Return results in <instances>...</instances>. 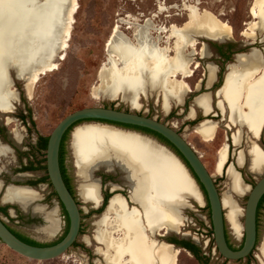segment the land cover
I'll return each instance as SVG.
<instances>
[{
  "label": "bare ground",
  "instance_id": "obj_1",
  "mask_svg": "<svg viewBox=\"0 0 264 264\" xmlns=\"http://www.w3.org/2000/svg\"><path fill=\"white\" fill-rule=\"evenodd\" d=\"M68 1L69 5L64 9ZM253 6V15L260 18L264 28V0H255ZM77 11V0H0V113H12L17 102L10 87V69L24 80L29 97L40 77L57 69L51 59L57 48L62 51L68 48ZM191 34L222 41L232 38L233 29L207 10L195 15L189 13L182 27L171 26L173 56L167 54L168 49L158 46L151 50L143 34L136 37L138 46L134 49L116 29L112 30L105 51L110 58H117L121 66L116 67L110 60L108 68L99 70V84L92 88V97L110 101L120 99L132 110H138L141 99L152 95L161 98L162 111L167 115L172 106L182 105L184 95L191 91L185 82L176 80L178 76L191 78L195 70L184 54L187 48L193 49L196 45ZM243 34L249 35L245 31ZM205 52L203 47L201 55ZM214 76L215 67L209 65L207 87L211 86ZM218 94L227 102L230 122L247 126L258 138L264 122V54L252 49L248 54L237 55L236 62L228 67L225 83ZM221 102L219 106L223 111ZM194 103L205 114L209 112V94L198 95ZM193 115L191 110L188 116ZM215 128V123L205 119L195 132L208 140L213 138ZM240 137L238 130L233 135L235 144L240 142ZM224 149L218 153V172L224 166ZM6 150V147L0 148V152ZM70 151L75 175L80 181L77 192L84 203L94 208L101 204L97 178H91L94 169L110 170L117 166L126 172L130 181V200L135 207L127 208L122 196L115 193L94 223L93 240L98 245L95 253L102 258L103 264H177L180 251L169 243L157 241L153 234L161 230L181 233L185 226L181 210L190 208L188 200L199 205L203 203L198 186L181 161L139 134L95 123L80 124L73 129ZM246 159L251 172L260 174L263 171L264 152L256 142L250 141L245 151L239 150L234 155L235 165L239 168L244 166ZM225 169L227 183L226 190L220 195L221 205L232 232L240 237L238 218L242 211L233 196H244L250 188L242 183L231 164ZM3 200L18 204L32 216H41L46 226L39 230L44 235H52L58 230L57 210L46 211L45 207L36 205L40 196L32 188L7 186ZM183 235L188 236V232ZM84 240L90 245L89 238ZM258 251L261 264H264V235Z\"/></svg>",
  "mask_w": 264,
  "mask_h": 264
},
{
  "label": "rangeland",
  "instance_id": "obj_2",
  "mask_svg": "<svg viewBox=\"0 0 264 264\" xmlns=\"http://www.w3.org/2000/svg\"><path fill=\"white\" fill-rule=\"evenodd\" d=\"M41 1L44 2L45 0ZM254 1L77 0L78 11L74 16L71 36L67 43L68 48L63 51L60 48L56 49L51 60L55 63L57 69L40 77L33 88L31 97L28 96L25 90L24 80L16 77L14 69L9 70L10 87L14 91L17 102L14 104L15 109L12 113H0V148H7L5 152H0V183L2 185L0 189V208L6 207V215L0 212V217L5 224L15 234L38 244H54L61 237L67 226L66 216L63 217L64 213L58 199L53 195L52 187L47 181H38L32 185L33 182L46 175L45 171H23L22 168L26 166L28 160L39 162L45 158V153L38 152L35 148V143L39 137L48 138L53 128L62 118L85 107H112L123 111L131 110L140 115L155 118L157 121L173 128L201 157L207 171L213 175L217 190L221 195L226 190L227 180L225 177L226 169L220 175L215 173L217 151L224 142V138L230 137L235 130L225 128L226 122L222 120L215 106L214 92L217 88H214V86L219 83V79L220 83L222 82L229 65L235 63L237 55L248 54L252 49L264 54V28L260 18L253 15ZM68 5L69 1L65 4L64 9ZM201 10H207L219 20L228 23L233 29V34L231 39L222 41L208 40L200 34L190 35L196 41V45L193 49L187 48L184 54L191 62V68L198 67V69H195L196 71L193 69L195 73L193 72L194 76L192 78L176 77V80L185 82L192 90L184 95L182 105L172 106L170 112L165 115L161 108V98L152 95L149 98L141 99V108L138 110H132L126 102L120 99L110 101L102 97L97 99L92 97V88L99 84V70L102 67L108 68L110 60L116 63V67L121 66L117 58H110L105 51V43L109 39L112 30L116 29L123 40H127L128 42H126L134 49L138 46L136 37L138 34H143L151 50H155L158 46L168 49L170 52L167 54L173 56L174 40L171 35V26L182 27L187 21L189 13L195 15ZM62 22H65L64 14L62 15ZM244 31L249 35L245 36ZM135 32H137L136 35ZM204 46H207L209 52L201 55V49ZM220 53L229 58L227 60L223 59ZM209 63L216 66L217 72L216 81L207 90L205 89L204 75ZM199 81V90H195V85ZM209 90H211L213 97L212 109L216 115H211L208 119L218 122L219 128L215 140L212 143H205L194 133V128L204 117L201 111L194 106L193 100L196 96ZM191 107L196 112V118L193 121L186 118ZM240 129L242 130V136L237 149L233 147L231 140L226 142L230 150L229 163L241 173L246 184L253 186L256 180L247 172L246 165L239 168L234 161V153L238 150H244L247 146L246 130L244 128ZM71 132L66 137L63 164L66 174L70 178L72 191L81 215L80 231L76 245L58 258L37 261L13 252L0 242V264H103L102 258L95 253V248L98 245L93 240V234L96 228L94 223L102 216L104 208L100 213H97L101 206L94 208L91 204L84 203L77 195V186L80 181L75 176L69 146ZM257 143L264 150V134ZM168 149L170 148L168 147ZM99 171L100 169L93 173V178L100 177ZM10 185L32 188L40 196V200L36 202V205L45 207L46 211L57 210L60 221L58 230L52 235H44L39 230L46 226V222L44 220L42 222L43 218L41 216L34 215L31 218V213L25 212L27 214H23L24 211L18 204L5 202L3 194L6 187ZM247 194L240 197L233 196L234 201L242 211V215L238 218L241 226L240 237L236 236L232 232L229 223L225 222L228 243L235 249L242 243L243 211ZM1 199L7 204L1 203ZM202 199L203 203L201 205L188 200L190 208L181 210V214L185 218V226L182 228L181 233L169 231L170 233L168 232L166 236L173 238V241L185 240L192 242L197 246L199 255L203 258L200 263H197L189 252L175 245L176 249L180 251L177 264H261L262 259L258 248L264 235V204L259 215L258 241L252 255L246 262L245 259L227 261L215 250L210 232L209 210L206 208L203 195ZM133 206L135 207V205ZM9 209L15 211V217H13L14 215L9 216ZM223 213L225 214L226 211L223 210ZM184 232H188V236H184ZM159 233L162 235L163 231ZM85 237L89 238L90 245L86 244ZM157 241L169 244L173 242L167 240L166 237H159Z\"/></svg>",
  "mask_w": 264,
  "mask_h": 264
},
{
  "label": "water",
  "instance_id": "obj_3",
  "mask_svg": "<svg viewBox=\"0 0 264 264\" xmlns=\"http://www.w3.org/2000/svg\"><path fill=\"white\" fill-rule=\"evenodd\" d=\"M205 39L211 40L206 37ZM222 84H223V80L221 85ZM220 87H218L215 90L214 94L216 93L217 90L220 89ZM208 93H211V90H209ZM86 123H95V124L111 126L120 130L139 134L140 136L153 141L156 145H160L165 149H167L168 151H170L172 154H174L170 149H168L167 146L161 144L156 139L149 137L147 134L134 130L124 129L122 127L116 126V124L146 129L164 138L171 146H173V148L184 159V161L187 163L188 167L190 168V170L192 171V173L194 174L198 183L201 185L204 191L205 196L201 191L200 192L204 196L208 204L212 237L215 245V250L217 251V253L224 260L239 261L247 258L253 252V250L256 248V240H257L256 210L260 199L264 195V171L262 174L257 175L249 172L248 169L246 168L247 172L253 176V179L256 180L254 185L251 186L244 182L241 173L238 172L235 169V167L232 165L234 170L238 172L242 183L246 186H249L250 188L247 194L245 207L243 211L242 244L238 249H232L229 246L225 236L226 220L221 205V197L217 190L215 180L213 179V175L209 174L203 162L201 161V157L197 154V152L193 149V147L173 128L169 127L164 123L157 121L155 118L143 116L136 112H132L131 110L123 111L108 107H85L76 110L66 115L64 118H62L48 136L46 150H45L46 174L49 183L57 196L59 203L62 205L67 215L68 230L65 236L59 242L52 245H45V246L30 245L23 242L18 237H16L7 228L4 220L0 217V242L2 244H4L13 252L25 258L37 260V261H46L62 256L66 251H68L72 247L73 243L77 240L80 230V223H81L80 209L79 206L77 205V200L69 192L68 188L66 187L62 179V175L59 167V148H60L61 139L64 133L69 128H72L71 130H73L76 126ZM176 157L179 159L178 156ZM181 163L184 165L182 161ZM115 168L119 169L116 166H112V169L110 170L113 171ZM185 168L189 172L186 166ZM99 169H94L91 171V178L94 177L93 173L98 171ZM256 177H258V179H256ZM96 180L98 181L100 188L101 183L99 178H97ZM99 196L101 198V204H100L101 206L103 203V197L100 193V189H99ZM108 201L109 198L107 200V203ZM1 203L7 204L3 202L2 199H1ZM106 206L107 204L105 205L104 210ZM8 213L9 216L11 217L12 215L15 216V211L12 209H9ZM23 214H27V213L23 212ZM30 217L33 218L31 214ZM170 245L176 248L174 244L171 243Z\"/></svg>",
  "mask_w": 264,
  "mask_h": 264
},
{
  "label": "trees",
  "instance_id": "obj_4",
  "mask_svg": "<svg viewBox=\"0 0 264 264\" xmlns=\"http://www.w3.org/2000/svg\"><path fill=\"white\" fill-rule=\"evenodd\" d=\"M221 54V57L225 60H227L229 57L228 56H224L223 53H220ZM220 76V75H219ZM218 76V77H219ZM222 83V82H221ZM220 79H219V83L217 85L214 86V88H218L220 87ZM22 120V119H21ZM141 129V128H139ZM143 131H146V132H149L155 136L158 137L159 141L161 143H163L164 145H166L167 147H169L171 149V151L179 157V159L184 163V165L188 168L191 176L194 178V180L196 181L197 185L199 186L200 190L202 191L203 195L205 196L204 194V191L201 187V185L198 183L196 177L194 176V174L192 173V171L190 170V168L188 167L187 163L184 161V159L180 156V154L173 148V146H171L164 138H162L161 136L151 132V131H148L146 129H142ZM47 139L48 138H43V137H39L35 143V148L38 152H44L45 153V150H46V144H47ZM63 152H60V149H59V167H60V171H61V175H62V179L66 185V187L68 188L69 192L73 195V191H72V188L70 186V178L67 176L66 174V171H65V167H64V164H63ZM23 171H35V170H44L45 173H46V167H45V158L42 160V161H39V162H34V161H31V160H28L26 166H23L22 168ZM45 182L47 181L49 183V180H48V177H47V174L41 178L40 180H37L35 182L32 183V185H34L35 183L37 182ZM50 184V183H49ZM51 186V185H50ZM53 195L57 198L55 192L53 191ZM205 202H206V208L209 210L208 208V204H207V201L205 199ZM264 204V195L262 196V198L260 199L259 203H258V206H257V210H256V229H257V240H256V244H257V241H258V227H259V215H260V211L262 209V206ZM106 205V198L103 200V204L101 205V207L97 210V213H100L104 206ZM61 206V209L63 210V213L64 215L66 216L65 214V211L62 207V205L60 204ZM0 212H3L5 215H6V207L4 208H0ZM209 216V215H208ZM66 221L68 223V219L66 217ZM209 223H210V216H209ZM13 233V231H11ZM210 232L212 234V230H211V224H210ZM16 237H18L20 240H22L23 242L27 243V244H30V245H35V246H45L43 244H38L32 240H29V239H26L22 236H19L15 233H13ZM225 236H226V240H227V234H226V230H225ZM228 242V240H227ZM172 244L176 245V246H179V248L181 249H184L186 250L187 252H189L192 257L194 258V260L197 262V263H200L201 259L203 257H201L199 255V250L197 248V246L195 244H193L192 242H189V241H185V240H181V241H174L172 242ZM229 244V243H228ZM51 245V244H49ZM76 245V241L73 243L72 247H74ZM241 245V244H240ZM230 246V245H229ZM231 247V246H230ZM232 249H235L233 247H231Z\"/></svg>",
  "mask_w": 264,
  "mask_h": 264
},
{
  "label": "crops",
  "instance_id": "obj_5",
  "mask_svg": "<svg viewBox=\"0 0 264 264\" xmlns=\"http://www.w3.org/2000/svg\"><path fill=\"white\" fill-rule=\"evenodd\" d=\"M217 41V40H216ZM205 47V51L206 52H209V50L207 49V46H204ZM235 62H236V60H235ZM209 65H212V66H214L215 67V76H214V81L212 82V84H211V86L214 84V82L216 81V72H217V68H216V66L214 65V64H212V63H209L208 64V66ZM208 66H207V70H206V72H205V75H204V82H205V88H207V90H208V88H210V87H207V73H208ZM196 70L198 69V67L197 68H195ZM195 70V71H196ZM195 71H194V73H195ZM227 72H228V70H227ZM194 73H193V76H194ZM192 76V77H193ZM191 77V78H192ZM225 77H226V73H225V75H224V78H223V84L221 85V87H220V89L222 88V86L224 85V83H225ZM201 81V80H200ZM200 81L195 85V90H197V87H198V90H199V84H200ZM219 89V90H220ZM219 90H217L216 91V93H215V98H216V108H217V110L219 111V114H220V116L222 117V120H224L225 122H226V125H225V128L226 129H229V130H231V129H234L235 131H233L232 132V134H231V136L230 137H225L224 138V142L222 143V145L219 147V149H218V151H217V161H216V164H215V173L217 174V175H220V174H222V172H223V170L225 169V168H227L228 167V165L230 164L229 163V156H230V150H229V146L227 145V140H231V143H232V145H233V147H235L236 149L239 147V145H240V142L238 143V144H235L234 143V140H233V135L234 134H236L237 133V131L238 130H240V132H241V136H242V130L240 129V128H244L245 130H246V142H247V146H246V148L244 149V151L247 149V147H248V144L250 143V141H254V142H258L261 138H262V135L264 134V122H263V125L261 126V128H260V131H259V136H258V138H255L253 135H252V133L250 132V130L247 128V126H245V125H243V124H232L231 122H230V120H229V108H228V105H227V102L226 101H224V100H222V98H220V96H219V94H218V91ZM192 91V90H191ZM190 91V92H191ZM189 92V93H190ZM204 93H207V94H209V98H210V110H209V112L207 113V114H205L204 112H203V110L202 109H200L195 103H194V100H195V98L197 97H195L194 98V100H193V104H194V106L195 107H197L200 111H201V113H202V115H203V117H204V119L203 120H205V119H208L209 118V116H211V115H216L214 112H213V109H212V103H213V97H212V94L211 93H208V92H204ZM222 101L221 102V105H222V108H223V111H222V109H221V107L219 106V101ZM243 101V99H241V102ZM193 111L194 112V115L192 116V117H189L188 115H189V113H190V111ZM244 110V109H243ZM188 120H191V121H193V120H195V118H196V112H195V110H194V108L193 107H191L190 109H189V111H188V113H187V117H186ZM202 120V121H203ZM209 120V119H208ZM202 121H200L198 124H197V126L202 122ZM211 121V120H210ZM212 123H215L216 124V128H215V131H214V136H213V138H211V139H208V140H204L201 136H199L196 132H195V128L197 127H195L194 128V133L197 135V136H199L200 137V139L203 141V142H205V143H212L214 140H215V138H216V135H217V132H218V128H219V123L218 122H215V121H211ZM209 141V142H208ZM240 141H241V137H240ZM258 144V143H257ZM259 145V144H258ZM224 146V147H223ZM259 147H260V149H262V151L264 152V150H263V148L259 145ZM225 148V149H224ZM221 149H224V151H225V153H226V156H225V161H224V166H222V168H221V170H220V172H218V163H219V150H221ZM239 151V150H238ZM238 151L237 152H235L234 153V155L235 154H237L238 153ZM226 164H228V165H226ZM246 164V168L248 169V171L249 172H251L250 170H249V163H248V160L246 159L245 160V163H244V165ZM226 165V166H225ZM263 171H264V169H263ZM263 171L260 173V174H262L263 173ZM251 173H253V172H251ZM254 174V173H253ZM257 175H259V174H257Z\"/></svg>",
  "mask_w": 264,
  "mask_h": 264
},
{
  "label": "flooded vegetation",
  "instance_id": "obj_6",
  "mask_svg": "<svg viewBox=\"0 0 264 264\" xmlns=\"http://www.w3.org/2000/svg\"><path fill=\"white\" fill-rule=\"evenodd\" d=\"M109 108H112V107H109ZM116 126H119V127H122L124 129H129V130H134V131H138V132H141V133H144V134H147L149 137L153 138V139H156L157 141H159L158 137L149 133V132H146V131H143L142 129H139L137 127H131V126H126V125H118L116 124ZM72 128H69L63 135L62 139H61V143H60V152H63L65 151V141H66V137L69 135L70 131H71ZM160 142V141H159ZM161 143V142H160ZM70 146V145H69ZM117 167V166H116ZM118 168V167H117ZM112 169V168H111ZM120 169V168H119ZM119 169H114L113 171L111 170H107V169H104V168H100V171H99V180H100V183H101V186H100V193L103 197V200L106 198V200H108V198L111 197V195H114L115 192L117 191L118 194L120 196H122V198L124 199L126 205H127V208L131 209L133 208V204L130 200V193H131V185H130V181L127 179L126 177V172L123 171V170H119ZM76 173V172H75ZM76 176V175H75ZM77 177V176H76ZM71 186V184H70ZM72 188V186H71ZM114 193V194H113ZM73 197H74V194H73ZM75 198V197H74ZM76 199V198H75ZM191 201V200H190ZM60 204V203H59ZM78 205V203H77ZM61 207V206H60ZM63 212V210H62ZM66 214V213H65ZM16 216V215H15ZM13 216V217H15ZM11 217V216H10ZM63 217L65 218V215L63 214ZM67 217V215H66ZM32 218V217H31ZM42 219V218H41ZM44 219H42V222ZM66 220V218H65ZM67 223V221H66ZM7 226V225H6ZM7 228L12 231L8 226ZM68 230V223H67V226L65 228V230L63 231L61 237L55 242H59L66 234ZM80 231V230H79ZM163 231V234L161 235L159 232ZM159 232H156L155 234H153V236L156 238V240H158L159 237H166L167 240H171L173 241V238L171 237H167L166 235H168V231L167 230H161ZM14 233V232H13ZM170 233V232H169ZM174 242V241H173ZM54 243V244H55ZM242 244V243H241ZM52 245V244H51ZM241 246V245H240ZM239 246V247H240ZM238 247V248H239ZM236 248V249H238ZM252 255V253L250 254ZM250 255L245 258V262L248 260V258L250 257ZM240 261V260H239Z\"/></svg>",
  "mask_w": 264,
  "mask_h": 264
}]
</instances>
